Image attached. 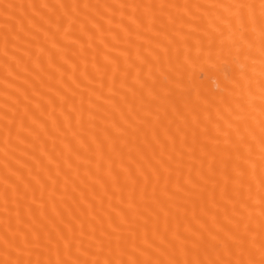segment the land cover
Listing matches in <instances>:
<instances>
[{"label": "bare ground", "instance_id": "6f19581e", "mask_svg": "<svg viewBox=\"0 0 264 264\" xmlns=\"http://www.w3.org/2000/svg\"><path fill=\"white\" fill-rule=\"evenodd\" d=\"M0 264H264V0H0Z\"/></svg>", "mask_w": 264, "mask_h": 264}]
</instances>
